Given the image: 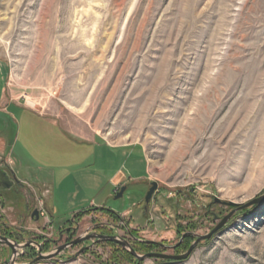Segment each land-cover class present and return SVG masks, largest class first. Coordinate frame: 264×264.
Listing matches in <instances>:
<instances>
[{"label":"rangeland","instance_id":"rangeland-1","mask_svg":"<svg viewBox=\"0 0 264 264\" xmlns=\"http://www.w3.org/2000/svg\"><path fill=\"white\" fill-rule=\"evenodd\" d=\"M0 60L6 99L59 112L84 135L137 145L149 164L146 181L102 199L106 210L48 213L41 192L14 183L0 158V219L9 226L57 241L78 215L75 236L111 225L118 239L138 245L137 255H155L137 264H171L233 215L174 264H264V202L235 214L227 205L264 195V0H0ZM29 131L16 125L5 140L20 160L12 167L19 179L41 184L51 173L38 168ZM75 246L36 264H136L111 242L81 255ZM23 252L13 263H31ZM11 259L0 245V264Z\"/></svg>","mask_w":264,"mask_h":264},{"label":"crops","instance_id":"crops-1","mask_svg":"<svg viewBox=\"0 0 264 264\" xmlns=\"http://www.w3.org/2000/svg\"><path fill=\"white\" fill-rule=\"evenodd\" d=\"M7 79V64L0 60V158L15 183L41 192L48 213L59 207H66L74 214L90 208H106L103 198L108 200L121 187L148 179L149 164L139 146L113 145L99 133L84 135L69 129L59 112L36 111L13 98L6 99ZM16 125L20 129L22 126L32 129L29 145L44 164L38 168L49 169L51 173L41 184L19 179L12 169L14 165L20 166V160L14 154V144H8L5 138ZM81 149H87L85 155ZM87 192H91L89 197L85 196Z\"/></svg>","mask_w":264,"mask_h":264},{"label":"flooded vegetation","instance_id":"flooded-vegetation-1","mask_svg":"<svg viewBox=\"0 0 264 264\" xmlns=\"http://www.w3.org/2000/svg\"><path fill=\"white\" fill-rule=\"evenodd\" d=\"M13 182L15 183V180H13ZM1 207L3 208L4 206L1 205ZM102 209H104V208H102ZM93 210H95V208L87 210L85 212L88 213V212H92ZM38 213H39V211H38ZM112 213H113V211H112ZM32 217H33V214H32ZM39 217H40V215H39ZM39 217H38V219H39ZM78 217L79 216L77 215L76 218L72 219L70 226L60 230V232H59L60 235H59L57 241L45 240V239L33 240V239L29 238L30 235H29L28 231H27L28 233L25 230L19 232L18 231L19 228L15 227V226H9L6 222H0V227L1 228H4L6 230L10 229L12 231L11 235L16 237V238L15 237L13 238V237H10V236L3 235L4 233H0V245L7 246V250L12 255L11 261L14 260L15 256L18 255V249H22V248H24V252L22 253L23 256H28L30 258L31 262L36 260V259H38L39 257L49 256V255H51L53 253H47L48 249H49L48 245L51 244V245L55 246L56 242H62V241L64 243H63V245L61 247H64V250L66 248H68L73 242L80 241L79 243L82 246L81 250H80V255H81V253H84L85 250L88 247H91V246L94 247V246L99 245L100 242L106 241V240H103L102 237H113V238H116L119 241V244H117L115 242H112V241H106V242H111L112 244H115L116 246H118L122 250H124V252L125 251H126V253L129 252L131 255H133L132 254V250L137 253V251H135V248L137 249L138 245L135 242L131 244L126 239H122V240L118 239L117 235L115 233H111L109 231L112 228L111 225H108V227H103V226L100 227L99 224H95V225H93V227L89 231H87L84 234V236L83 235L82 236H77L76 235L77 236L76 237L75 234H76V232H77V230L79 228V225H80V220L78 219ZM34 218L36 219L35 216H34ZM16 234H17V236H16ZM19 235L20 236L22 235L23 240L21 238H17ZM65 237H66V239H65ZM190 237H192V235H190ZM192 238L194 239L195 237H192ZM19 239H21V241ZM4 240L9 241L10 245H12V246L6 244V242ZM181 241L182 242H180V245L181 244L183 245L184 242H185V237H183V239ZM34 244L37 247H39L37 253H35V252L31 253V251H30V249L32 248V245H34ZM78 244H76V245H78ZM74 246H71V247H74ZM64 250H62L60 253H58L50 261L57 260V256L60 255ZM127 250H129V251H127ZM43 251L45 253H47V254H45ZM55 252H56V250L54 251V253ZM133 259L136 261V264L138 262H141L135 256H133Z\"/></svg>","mask_w":264,"mask_h":264},{"label":"water","instance_id":"water-1","mask_svg":"<svg viewBox=\"0 0 264 264\" xmlns=\"http://www.w3.org/2000/svg\"><path fill=\"white\" fill-rule=\"evenodd\" d=\"M157 188H158V184L157 183H152V187L150 188V190L148 191L147 195H146V198H145V202L148 204L149 201L152 199L154 193L157 191ZM127 187L126 186H123L121 187L120 191L116 194L115 196V199H120L123 197L125 191H126ZM264 202V195L263 196H260L254 200H252L248 205L244 206V205H238V204H235V203H227V205L229 207H236V211H234L233 214H235V212L237 211H240L244 208H246L247 206H252V205H258V204H261ZM226 205V204H225ZM36 217V219H38L39 217V213L38 211H34L33 213V217ZM233 215H229L228 217H226L218 226H216L209 234L205 235V236H196V240L195 242L190 246L189 250H188V253L186 255H183V256H178V257H169V259H173L175 262H181L183 261L184 259H187V257L198 247V245L204 241H207V240H210L213 238V236H215L216 234H218L220 232V230L227 224V222L230 220V218L232 217ZM103 240H106V241H112V242H118L119 241L116 239V238H113V237H102ZM6 242V244L10 245L9 241L7 240H4ZM80 241H76V242H73L70 246H74L76 244H78ZM12 246V245H10ZM62 250H64V247H60L58 249H56V252L49 255V256H42V257H39L38 259L32 261L30 264H36L40 261H50L52 260L58 253H60ZM132 254L139 260V261H142L144 259H148V258H151L153 256H155L154 254H149V255H146L144 257H140L139 255H137L133 250H132ZM174 262V263H175ZM174 263H171V264H174ZM8 264H15L13 263V260L12 262L8 263Z\"/></svg>","mask_w":264,"mask_h":264},{"label":"trees","instance_id":"trees-1","mask_svg":"<svg viewBox=\"0 0 264 264\" xmlns=\"http://www.w3.org/2000/svg\"><path fill=\"white\" fill-rule=\"evenodd\" d=\"M1 204L3 205V203L1 202ZM0 204V205H1ZM102 210H106V209H102ZM0 222H5L4 221V219L2 218V219H0ZM11 230L9 229V230H6V229H4V228H1L0 227V233H4L3 235H6V236H10V237H15V236H13V235H11ZM16 236H17V234H16ZM16 238V237H15ZM17 238H21L22 240H23V237H22V235L20 236H18ZM189 238V237H188ZM187 238V239H188ZM21 239H19L20 241H21ZM187 239H186V242H187ZM190 239V240H189ZM188 240L190 241L189 243H188V247L190 246V244L192 243V241L194 240L192 237H190ZM135 251H137V249H135ZM127 255H129L130 257H132V255L130 254V253H127ZM133 258V257H132Z\"/></svg>","mask_w":264,"mask_h":264}]
</instances>
